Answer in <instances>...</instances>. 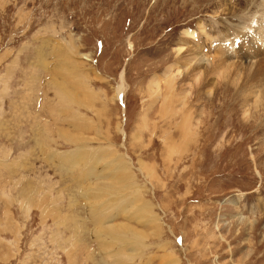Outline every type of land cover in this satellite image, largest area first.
Masks as SVG:
<instances>
[{
  "label": "rangeland",
  "instance_id": "1",
  "mask_svg": "<svg viewBox=\"0 0 264 264\" xmlns=\"http://www.w3.org/2000/svg\"><path fill=\"white\" fill-rule=\"evenodd\" d=\"M263 22L264 0H0V264H264ZM189 30L214 65L152 87Z\"/></svg>",
  "mask_w": 264,
  "mask_h": 264
},
{
  "label": "bare ground",
  "instance_id": "2",
  "mask_svg": "<svg viewBox=\"0 0 264 264\" xmlns=\"http://www.w3.org/2000/svg\"><path fill=\"white\" fill-rule=\"evenodd\" d=\"M264 23V22H263ZM203 28V27H202ZM201 28V29H202ZM262 28V27H261ZM200 29V31H202ZM261 31V30H260ZM264 31V30H263ZM257 32V31H256ZM255 32V33H256ZM203 34H205L203 31H202ZM259 34V32H258ZM264 34V33H263ZM257 35V34H256ZM260 35V34H259ZM257 36V37H260V36ZM182 39L185 41L184 43H181L179 45V47L177 48V57H178V62L175 64V65H172L170 66L166 71L165 73L162 75V76H157V77H154L152 80H151V85L152 87H156L158 90L161 89V85H160V82L163 80V79H167L169 78V76L171 75V72L172 70L175 68V69H178V73L179 74L181 72V66L179 65H182L183 68H185L188 72L191 71V73L193 74L192 75V78H193V81H195L194 83H196L197 85H199L203 80V66H212L214 65V61H210V59L207 57L205 51H204V48H203V40L201 38V36L197 33V32H192V31H185L182 35ZM183 42V41H182ZM180 43V42H179ZM262 45V44H261ZM262 47V46H261ZM190 48H193L192 52L190 53L189 51L191 50H188ZM229 49V48H228ZM189 52L186 54V52ZM231 52V50H230ZM186 54V55H184ZM226 54H224L225 56ZM217 59L216 62L219 66H222V68H225V70H227V66H226V62L224 59L225 57L222 56V54L220 53V55H216ZM210 57V56H209ZM228 57V56H226ZM253 58V57H252ZM250 60V59H249ZM247 62V61H246ZM249 62V61H248ZM213 63V64H211ZM227 65H228V62H227ZM229 67V66H228ZM220 69V67H219ZM251 69V67H250ZM213 70V68L211 69ZM210 70V71H211ZM224 70V69H223ZM219 71L218 74L219 76L223 73L222 71ZM242 70V69H241ZM214 71V70H213ZM235 71V70H234ZM239 71V70H238ZM187 72V73H188ZM233 72V71H232ZM211 73V72H210ZM244 73V72H243ZM255 73V72H254ZM253 73V74H254ZM231 73H228V75H230ZM236 74V73H235ZM158 75V74H157ZM233 75V74H232ZM242 75V74H241ZM210 76V75H209ZM255 76V75H254ZM259 76V75H258ZM208 77V76H207ZM227 77V75H226ZM206 78V77H205ZM212 79V78H211ZM207 81V79H206ZM230 81V80H229ZM172 82V81H171ZM238 82V81H237ZM173 84V83H172ZM172 84H169V86H172ZM203 84V83H202ZM238 84V83H237ZM250 84V83H249ZM195 85V84H194ZM241 85V84H240ZM243 85V84H242ZM191 86V85H189ZM200 87V86H199ZM249 87V86H248ZM247 88V87H245ZM65 89V88H64ZM153 89V88H152ZM127 90V87H126V80H125V74L123 73L121 76H120V82H119V85H118V88L116 89V94H115V98L117 100H121L125 91ZM247 90V89H246ZM254 90V89H253ZM208 91H212V89L210 88ZM242 91V90H241ZM155 92V91H154ZM162 92V91H160ZM252 92V91H251ZM263 92V91H262ZM172 93V92H171ZM213 93V92H212ZM211 93V94H212ZM257 93V92H256ZM155 94V93H154ZM157 94V93H156ZM190 94V88L189 90L185 91V93L182 95V99H185L188 95ZM255 94V93H254ZM248 95V94H247ZM264 95V94H263ZM161 94H159L157 97H160ZM170 96V95H169ZM249 96V95H248ZM256 96V95H255ZM245 97V96H244ZM156 98V97H155ZM169 98V97H168ZM263 98V97H262ZM167 101V100H166ZM171 101V100H170ZM181 101V100H180ZM182 104V103H181ZM257 104V103H256ZM186 105V103H185ZM178 107V106H177ZM182 107V105L180 106ZM167 108V107H166ZM187 114V113H185ZM188 117V116H187ZM188 118L185 117V121L187 123V120ZM189 120V119H188ZM183 122V121H182ZM190 123V122H189ZM188 124V123H187ZM145 127V126H144ZM183 127V126H182ZM190 127V126H189ZM189 129V128H188ZM190 131V130H189ZM188 131V133H189ZM123 132V131H122ZM124 135V134H123ZM170 140V139H169ZM176 140V139H175ZM141 143V142H140ZM146 167V166H144ZM114 177V175L112 176ZM116 178V177H115ZM242 199V196H238V197H234L230 200V202L235 205V206H238L239 203H240V200ZM237 223H239V225H244V224H247V223H250L251 225H253L254 223H256L255 221H248L246 219H244V217H242V215L238 216L237 217ZM128 226V225H127ZM119 227V226H118ZM117 227V228H118ZM126 228V226H124Z\"/></svg>",
  "mask_w": 264,
  "mask_h": 264
}]
</instances>
